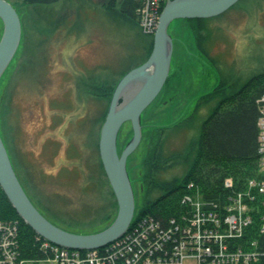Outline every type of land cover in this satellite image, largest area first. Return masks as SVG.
Masks as SVG:
<instances>
[{"label": "rangeland", "instance_id": "374dc122", "mask_svg": "<svg viewBox=\"0 0 264 264\" xmlns=\"http://www.w3.org/2000/svg\"><path fill=\"white\" fill-rule=\"evenodd\" d=\"M8 1L19 12L23 33L19 49L0 79V130L18 178L36 207L56 225L76 232L70 230L73 225L84 231L76 233L102 231L114 222L119 206L100 163L106 102L98 99L89 76L94 72L99 82L116 83L122 70L145 58L144 50L133 36L115 30L101 10L103 0H69L37 7L23 0ZM207 19L213 30L208 40L210 55L198 44L195 20L178 18L169 26L174 39L171 73L142 114V140L127 162L136 219L150 214L138 215L145 202L150 157L158 151L160 140L169 135L166 151L181 152L162 176L183 173L184 152L195 142L198 124L208 114L203 105L197 109L199 99L220 80L247 79L264 70V0H240ZM3 31L0 18V39ZM187 123L191 126L178 127ZM132 135L131 122L124 123L118 135L120 153ZM259 169L263 173L261 164ZM15 221L20 224L19 219ZM132 229L130 226L123 235ZM37 237L42 244L51 242L38 233ZM70 250L88 253L97 248ZM179 263L206 264L198 256Z\"/></svg>", "mask_w": 264, "mask_h": 264}, {"label": "trees", "instance_id": "16d2710c", "mask_svg": "<svg viewBox=\"0 0 264 264\" xmlns=\"http://www.w3.org/2000/svg\"><path fill=\"white\" fill-rule=\"evenodd\" d=\"M61 1L69 0H23L24 3L32 4L34 7ZM164 3L165 1L161 2V11ZM145 6L146 0L102 1L101 10L112 26H115V30L124 31L126 36H133L140 48L144 50L145 58L133 67L145 62L154 46L155 33H146L141 27ZM191 20L197 23L199 46L210 55L208 40L212 38L213 30L206 24L208 19ZM206 32L208 34H205ZM132 68L122 70L120 79ZM98 77L93 72L89 79L92 86L95 85L97 89L95 93L98 94V99L106 102L104 117L108 113L113 92L120 79L116 83L108 79L99 82ZM263 95L264 70L247 79L237 77L229 81L220 80L211 92L202 96L197 109L203 105L208 108V114L203 121H199V133L195 142L184 152L183 162H181L183 173L170 178L162 176L173 163H176L170 164L172 159H177L181 154V152L166 151L165 146L169 135L165 136L159 142L158 151L150 157L151 165L147 172L145 202L138 215L150 213L166 223L170 218L182 222L183 214H189L191 211L188 204L190 202H183L187 193H191L193 201L201 198L204 204L224 214L230 197L244 190L249 180L264 178V173H261L259 169V120ZM190 126L191 124L187 123L180 124L178 127L181 129ZM0 133L3 138L1 130ZM227 180L231 181L230 185L227 184ZM190 182L195 183L192 192L188 188ZM262 214L258 210L253 212L252 224L245 227L243 235L237 237L235 243L248 249L253 241H257L260 243V251L264 253V232L261 231ZM15 219L20 220L19 237L23 256L35 262L46 259L47 253L41 248L42 239H38L37 232L19 215L0 185V220ZM108 225L101 229L107 228ZM70 230L84 232L73 225L70 226ZM255 264H264V254Z\"/></svg>", "mask_w": 264, "mask_h": 264}, {"label": "water", "instance_id": "95a60500", "mask_svg": "<svg viewBox=\"0 0 264 264\" xmlns=\"http://www.w3.org/2000/svg\"><path fill=\"white\" fill-rule=\"evenodd\" d=\"M239 1L166 0L149 58L129 70L116 85L99 142L101 160L119 206L117 217L106 229L96 233H76L49 220L26 193L0 133V185L19 215L39 235L59 246L94 249L115 241L129 229L135 218L136 198L127 162L142 140V114L160 94L171 73L174 39L169 26L178 18L218 16ZM0 18L4 23L0 39L1 79L19 49L23 30L19 12L8 0H0ZM126 122H131L133 135L120 153L118 135Z\"/></svg>", "mask_w": 264, "mask_h": 264}, {"label": "built area", "instance_id": "2783aa9c", "mask_svg": "<svg viewBox=\"0 0 264 264\" xmlns=\"http://www.w3.org/2000/svg\"><path fill=\"white\" fill-rule=\"evenodd\" d=\"M162 0H146L142 12L141 27L146 33H154ZM261 100L260 164L264 168V95ZM264 173V170H263ZM231 181L227 180L230 185ZM195 183L188 185L191 192ZM191 193L183 202H190L191 211L183 214L182 222L169 219L167 223L153 214L134 219L133 229L115 241L84 253L71 248H60L44 242L41 248L47 253L49 264H180L183 258L198 256L206 264H255L264 254L260 243L253 241L249 248L235 243L252 224L253 212L263 213L261 231L264 232V178L251 179L247 187L230 197L229 205L222 211L210 208ZM20 224L15 220H0V264H28L32 261L21 252ZM98 251V252H97ZM259 262V261H258Z\"/></svg>", "mask_w": 264, "mask_h": 264}]
</instances>
